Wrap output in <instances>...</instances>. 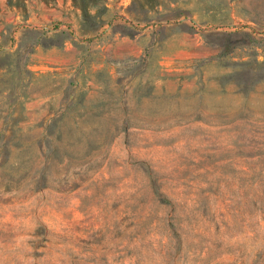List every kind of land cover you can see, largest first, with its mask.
Returning a JSON list of instances; mask_svg holds the SVG:
<instances>
[{
  "label": "rangeland",
  "instance_id": "rangeland-1",
  "mask_svg": "<svg viewBox=\"0 0 264 264\" xmlns=\"http://www.w3.org/2000/svg\"><path fill=\"white\" fill-rule=\"evenodd\" d=\"M0 264H264V0H0Z\"/></svg>",
  "mask_w": 264,
  "mask_h": 264
},
{
  "label": "trees",
  "instance_id": "trees-1",
  "mask_svg": "<svg viewBox=\"0 0 264 264\" xmlns=\"http://www.w3.org/2000/svg\"><path fill=\"white\" fill-rule=\"evenodd\" d=\"M67 133V132H66ZM54 156L57 157L58 159L62 160V150L58 145L55 144V147L53 149Z\"/></svg>",
  "mask_w": 264,
  "mask_h": 264
}]
</instances>
